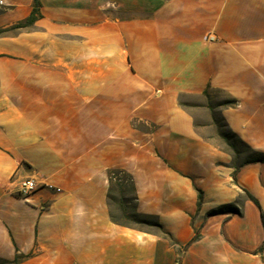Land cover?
Returning <instances> with one entry per match:
<instances>
[{"label":"crops","instance_id":"obj_1","mask_svg":"<svg viewBox=\"0 0 264 264\" xmlns=\"http://www.w3.org/2000/svg\"><path fill=\"white\" fill-rule=\"evenodd\" d=\"M40 2L13 28L34 0H0V259L264 264V161L234 166L182 102L231 101L223 122L264 153V0ZM110 169L170 239L111 219Z\"/></svg>","mask_w":264,"mask_h":264},{"label":"rangeland","instance_id":"obj_2","mask_svg":"<svg viewBox=\"0 0 264 264\" xmlns=\"http://www.w3.org/2000/svg\"><path fill=\"white\" fill-rule=\"evenodd\" d=\"M217 97H221V95L218 94ZM186 99L187 100H182V102L188 109L195 112L197 128L209 141L218 145L220 148L231 152L233 155L234 166L242 164L248 157H259L250 152L244 145L237 141V139L231 136L229 129L219 114L220 102H223L224 99L216 100L209 98V96L205 97L204 100L203 98L196 96H189ZM118 177L121 178L120 183L122 185V192L124 193L123 197L125 198V201H118L121 192L115 186L113 195L116 199L112 201V212L115 217L120 221L135 227L134 229L139 231L153 234L158 233L160 230L156 225V222L158 221L157 217L142 214L138 210L139 214L136 213L135 203L129 201L133 195L129 190L130 187L126 175L121 173L118 174ZM116 181L118 182V180Z\"/></svg>","mask_w":264,"mask_h":264},{"label":"trees","instance_id":"obj_3","mask_svg":"<svg viewBox=\"0 0 264 264\" xmlns=\"http://www.w3.org/2000/svg\"><path fill=\"white\" fill-rule=\"evenodd\" d=\"M40 7H41V2L40 0H34L33 3V9L32 12L30 14L29 17H27L24 21H20L17 24H15L13 26V28L16 27H20V26H24V25H30L32 24L37 18H39L41 16V12H40ZM4 29H0V33L3 32ZM205 94H207V92H205ZM231 101H225L224 104L230 103ZM226 125V124H225ZM230 134L232 137H234L235 139H237V141H239L242 145H244L250 152H252L253 154L258 155L259 157L256 158H246L245 161L242 164H247V163H251V162H255V161H264V153H258L255 150H253L248 144H246L245 142H243L241 139H239L234 133H232L229 130ZM125 174L126 178L129 182V187H130V192L133 195L132 198L129 199V201H133L135 203V208H136V213L139 214V212L137 211V207H136V202H137V193H136V188H135V183L133 181V177L131 174L127 173L126 171L122 170V169H110L108 172V177H109V191H108V203H109V207H110V214H111V219L122 226L125 227H130V228H135L132 227L130 225H128L127 223H124L122 221H120L118 218L115 217V215L112 212V201H114L116 198L113 195L114 192V187L116 186L118 188V190L121 192V196L118 197V201H125V198L123 197V192H122V185L120 183L121 178L118 177V174ZM236 179V176H235ZM118 180V182L116 181ZM116 181V182H115ZM198 193H199V200H198V207L200 208L201 206V202H202V198H203V192L198 189ZM246 195L249 199H251L255 204L259 205L258 200L251 195L249 192L246 191ZM220 213H240V208L238 207L237 204H225V205H221L217 208L211 209L206 213V216H212L215 214H220ZM156 225L159 228V232L156 233L157 235L163 236L165 238H171L170 233L166 232L165 230H163L161 224L159 221L156 222ZM200 237V233L196 232L195 235L192 237V239L184 246V248L186 249L192 242H194L195 240H197ZM19 261V257L16 256L14 259H0V264H17ZM180 261V257L178 259V262Z\"/></svg>","mask_w":264,"mask_h":264},{"label":"built area","instance_id":"obj_4","mask_svg":"<svg viewBox=\"0 0 264 264\" xmlns=\"http://www.w3.org/2000/svg\"><path fill=\"white\" fill-rule=\"evenodd\" d=\"M40 186V183L34 177L22 179L18 184V192L24 195H28L31 192L36 191ZM57 191H61L60 188L56 187Z\"/></svg>","mask_w":264,"mask_h":264}]
</instances>
